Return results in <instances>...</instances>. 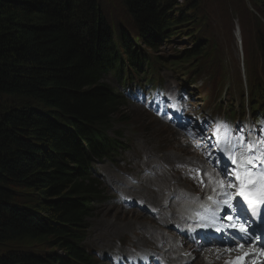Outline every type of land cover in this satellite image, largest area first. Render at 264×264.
<instances>
[{
  "label": "trees",
  "instance_id": "1",
  "mask_svg": "<svg viewBox=\"0 0 264 264\" xmlns=\"http://www.w3.org/2000/svg\"><path fill=\"white\" fill-rule=\"evenodd\" d=\"M176 1L122 0L154 50L195 28L197 6L176 10ZM232 12L261 25L264 0H239ZM192 37L189 54L208 57L209 42ZM248 41L264 57V33ZM124 47L113 43L101 0H0V245L11 246L0 264H93L83 245L101 197L92 157L112 152L107 131L123 121L102 77L130 69L148 80L177 63Z\"/></svg>",
  "mask_w": 264,
  "mask_h": 264
},
{
  "label": "rangeland",
  "instance_id": "2",
  "mask_svg": "<svg viewBox=\"0 0 264 264\" xmlns=\"http://www.w3.org/2000/svg\"><path fill=\"white\" fill-rule=\"evenodd\" d=\"M238 2L239 0H231L229 5L228 0H180L175 6L176 10H181L183 6L188 8L191 4L197 6L193 12V17L196 18V35L200 38H208L212 41H230V37H235V33L239 30L246 37L248 35L252 37L253 34L260 32L259 28L253 27V23L249 18L238 22V18L232 12ZM246 3L247 7H250V4ZM101 4L109 26L113 25L121 28L122 25H130L131 19L122 0H101ZM241 4L244 5L245 1ZM184 42L186 41H174L172 45L175 48H181ZM170 48L171 46L164 47L167 54L170 53ZM230 53L233 54L234 60L240 56V51L236 46L233 47ZM163 76H165L166 87L176 86L175 78L171 73H164L163 71ZM163 83H165L164 80ZM188 96L191 95L188 94ZM172 97L173 94L171 93L170 98ZM191 98L189 97V99ZM193 102L194 104L192 105L198 109L199 115L210 114L211 110L203 108L205 106L201 97L198 98L197 92L193 93ZM143 106L135 108L133 104H128L127 107H124L126 108L124 113L129 112L125 113V117H127L124 120L125 123L117 125V130H119L121 135H124L125 138H134L135 140L134 148L129 149L125 154L123 163L119 166L110 163H97L96 165L106 196L96 204V211L89 218L91 225H88V237L85 244L100 254H106L108 258L103 260L105 264H112L118 254L123 255L126 259L130 257L137 258L141 254L150 258L149 264H169L173 261L170 255L176 251L175 249L194 243L191 239L188 241L182 235L183 228L175 224L177 222L175 219L187 218V216L181 214L180 207H174V205L177 198L187 195L181 190V187H189L188 178L195 176L190 175L188 178L183 179L181 174L187 172L188 168L183 169V171H176L175 165L181 159H186L188 163L193 159L198 161L197 150L200 145L196 144L192 148L194 151L188 147V145L193 146V141L190 138H186L182 113L181 121L175 128L174 124L177 119L169 122L165 116H158L157 113L152 111L155 114L153 117V113L149 108L144 109ZM187 112L195 113L197 110L189 107ZM145 114L147 115L148 125L141 133L138 132L139 121H136V118L143 115L142 119H144ZM237 131L240 132L239 129ZM204 132L208 136H213L212 139L208 140L209 145L223 148L224 145L217 141L218 131L212 130L211 132L206 127ZM148 135L150 137L156 135L161 141V146L157 156L158 163H149L147 165L149 152L151 151L150 147L152 146L151 144H144L148 139ZM182 137L187 139V144L182 142ZM207 139L208 137H206ZM191 151L194 153L192 154ZM156 164L157 166L150 170V173H152L150 176V179L153 180L152 184H149V187H144L150 182L147 174L144 173L145 170ZM161 167H163L164 173L160 177L158 172ZM154 170L157 171L156 174L153 172ZM191 174H194V172H191ZM139 177L142 178V181L137 182L135 185L136 182L134 181H137ZM156 178L161 179L155 181ZM168 178L173 181V189L167 194L169 204L165 205V197L162 195L165 192L159 190L158 183H161L162 187L167 190L170 187ZM176 182L180 183H178L179 187H175ZM208 183L209 181H206L201 186L208 188ZM158 192L162 194L154 202L152 196ZM156 196L158 197V195ZM166 210H174L182 216L170 215L168 219L165 214ZM154 214L158 216V219H155ZM171 228H173V232ZM10 248L11 246L0 245V255L6 253ZM238 250V248H235L233 252ZM176 255L175 252L174 256Z\"/></svg>",
  "mask_w": 264,
  "mask_h": 264
},
{
  "label": "bare ground",
  "instance_id": "3",
  "mask_svg": "<svg viewBox=\"0 0 264 264\" xmlns=\"http://www.w3.org/2000/svg\"><path fill=\"white\" fill-rule=\"evenodd\" d=\"M249 10L251 9V5L250 7H248ZM250 12V11H249ZM250 14V13H249ZM239 16H242L243 18L236 16L238 18V22H241L242 20H246L247 18H249L250 21L251 18L250 17H244L242 14H236ZM261 18V17H258ZM254 20V19H253ZM262 20V19H261ZM258 25V26H257ZM254 28H259L260 32L264 33V24L261 23V25L259 24H253ZM194 32H196L194 30ZM193 33L191 32V35H189L188 37H182V36H177L174 38H177L179 40H185L187 38L192 37ZM259 36V33H255L253 34V36H249L246 37L245 34H241L240 31H237L235 33V37L231 36L230 37V41L223 47L224 50H228V51H232L233 47L237 46V44L243 40V39H255ZM251 37V38H250ZM235 41V42H234ZM249 43H246L245 41L242 42V44L239 46V49L242 50V53L240 54L238 59H235V64L238 66V69L240 71H238V73L240 74H250L253 75L255 77H259V73L264 71V57L262 56V54H248L246 51H244L243 49L248 47ZM121 51V50H120ZM257 51V49L255 50V52ZM246 60V64H241L242 60ZM220 65L216 64L215 67H219ZM168 69L171 72H176L178 71V68H175L172 66V64L169 65ZM242 69V70H241ZM230 70V67L226 66L225 68V72H228ZM188 74L192 75L195 77V79L198 81V83H194V86H198L197 88H190V87H186L185 89L197 93H202V101H203V105L205 106L209 101L213 100V109H209L211 110L210 114L211 117L209 119V122L207 124V128L209 131L212 132V130L214 131H220L222 128L230 125V121L231 119H229L230 116V112L233 111V103L230 101V98L232 96V94L230 93V88L234 87L236 88L239 92H241V94L246 95L247 98L244 99L243 101H241V103H247L250 100V92H251V88H244L242 86H240L238 83H233V82H229V83H222L223 86H218L217 85V81H220V77L219 74L217 76L214 77H210L205 71L201 70V71H195V70H188L187 71ZM155 78H162L163 77V70L162 69H157L155 75L153 76ZM161 82H163V80H161ZM215 93V96L213 97L212 95ZM264 93V91H263ZM166 96V94H165ZM164 96V97H165ZM224 96V97H222ZM246 110L247 113L252 111L251 106H246ZM175 118L177 119V121L175 122L174 126L175 128L178 126V124L181 121V112L180 110L176 109V114L174 115ZM223 120V122H222ZM260 123H264V118H262L259 121ZM260 148H255L254 150L250 151L251 154L256 153L255 156H248L245 157V162L248 159H252L253 163L256 164L255 168H249V170L247 172H243V173H249V172H255L257 171L256 169H258L260 167V164L257 162L260 158V153L257 151ZM247 152L244 153V155H246ZM241 157V156H240ZM240 165V160L238 163V168ZM240 170V169H239ZM214 174L212 173L211 176H213ZM208 189H210V187L208 186ZM210 195V194H208ZM187 196V195H186ZM196 202L199 203V209L195 210L194 208L188 207V206H180V212L183 215L187 216V221H189L191 223V225L189 227H191L195 233V235L197 234V232L199 231L200 228V223L198 220H193L195 219L196 216H200V218L202 220H206L207 217L210 218V212L214 210H208L207 205L209 204L210 200L207 198H199L195 200ZM166 217L169 219L170 215L176 216V217H181L182 215L174 210H166L165 212ZM188 214V215H187ZM235 222L238 221L237 218H234ZM211 226V229L206 233V238L207 237H214V239H216L219 242V247H221V249L225 252H233V250L235 248H238L239 250L237 251L238 253H244L248 247L249 244L253 243L252 239L250 237H248L247 232L244 230H240L239 225H237L236 230L233 232L235 237H239V239L235 240L236 245L232 246L228 244V241L230 239L229 237H225V238H220L218 237V230L216 228V224L214 223V219L212 222L209 223ZM230 254V253H228ZM239 263L238 264H247V258L246 257H240L239 259Z\"/></svg>",
  "mask_w": 264,
  "mask_h": 264
},
{
  "label": "snow or ice",
  "instance_id": "4",
  "mask_svg": "<svg viewBox=\"0 0 264 264\" xmlns=\"http://www.w3.org/2000/svg\"><path fill=\"white\" fill-rule=\"evenodd\" d=\"M246 147H250V146H246ZM257 151L260 153V158L257 161L260 164V167L256 170L258 172L264 174V149H258ZM252 155L255 156L256 153H253ZM250 167L255 168L256 164L253 163L252 159H248L245 162V155H244V153H242L241 157H240V165H239L240 172H247ZM237 179H241V176L237 175ZM249 183H253V182L249 179ZM242 195H243V193H242ZM210 199H211V197H210Z\"/></svg>",
  "mask_w": 264,
  "mask_h": 264
}]
</instances>
